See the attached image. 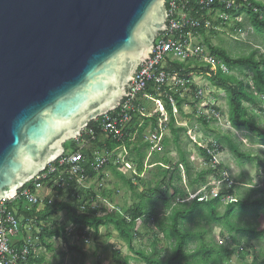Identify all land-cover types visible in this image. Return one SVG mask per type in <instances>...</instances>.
Wrapping results in <instances>:
<instances>
[{"label":"water","instance_id":"95a60500","mask_svg":"<svg viewBox=\"0 0 264 264\" xmlns=\"http://www.w3.org/2000/svg\"><path fill=\"white\" fill-rule=\"evenodd\" d=\"M166 0H0V201L128 98Z\"/></svg>","mask_w":264,"mask_h":264},{"label":"rangeland","instance_id":"374dc122","mask_svg":"<svg viewBox=\"0 0 264 264\" xmlns=\"http://www.w3.org/2000/svg\"><path fill=\"white\" fill-rule=\"evenodd\" d=\"M259 2L264 6V0ZM208 39L213 47L225 49L233 58L247 56L253 51L256 52L257 57L264 56V32L259 31L253 25L245 11L233 16L220 32L214 36L208 35ZM199 42L207 47L202 38L199 39ZM232 75L239 80L251 82L252 75L247 71H244V73L235 71ZM245 76L248 78L245 79ZM196 81L199 86L204 82L199 78ZM210 89L214 90L213 87ZM216 91L214 95L215 105L220 108L226 120L223 123L225 126H221L219 123H211V121H206V124L209 125L204 126L203 116L197 113L193 107V100L189 98L180 97L183 113H180L177 108L173 113L176 128L185 129L179 135L180 148L189 163L188 173H186L184 165L180 162V155L174 146L173 137L168 127H166L169 122V115L164 110L165 101L148 93L139 101L144 116L160 115L157 128L153 129L149 122L142 136L135 135L132 138V144L128 151L119 148L115 154L108 153L111 157L109 165L92 178L83 176L80 186L75 187V192L86 199L87 206L90 205L91 208L97 210L112 211V208L115 207L116 210L127 213L136 206L142 208L144 215L137 221L134 231L133 246L135 250H143L150 254L157 235V256L161 260L168 258L172 253L174 242L163 237L154 225L153 218L157 217L159 222L166 227L169 224L172 212L175 209L188 206L200 194L198 190L208 186L209 180H212L210 177L208 182L199 183L193 187V180L198 174L205 171L209 164L200 155V151L206 149L199 145L193 147L190 144V133L205 137L208 143H215L216 135L221 137L228 135L239 145L242 153L249 154L251 162L244 159L239 160L232 155L226 146L221 145L215 156L220 165L226 170H220L217 178L222 179H216L221 181H218L219 186L217 187L227 189L229 185L224 183L230 179L229 181L233 183L231 186L236 199L249 204L245 210L236 209L233 222L237 227L255 228L257 232L264 231V208L261 206H257L255 209L251 207L258 200L262 199L264 201V138H258L244 130H234L228 123L229 105L226 94L219 89ZM244 106L247 108L249 115L264 131V99L257 106H251L247 103ZM195 113L197 114L195 115ZM140 124H142L141 121ZM152 135L157 136L154 143L151 142ZM74 141L78 142V144H74V148L78 146V150H81L82 153L94 152L102 156L106 154L103 149L91 144L81 147L82 138L80 137ZM100 141L104 142V139L101 138ZM69 152L70 150L67 151V153ZM139 159H142V169L138 167L137 162ZM176 167L177 170H174ZM168 170L169 173H167ZM119 174H122L125 180H130L134 189L128 186ZM56 184L57 182H55ZM69 191L66 189L64 197L59 198L52 187L43 185L42 191L38 193L39 202L41 203L39 209H43L46 202L55 205L60 201H69ZM143 194L144 197H141ZM24 206L28 207L25 204ZM225 207V204H223L218 208L220 216L224 214ZM147 220L150 221L147 223ZM53 221L67 222L65 212L54 215ZM184 229L203 230L206 241L224 246L228 250H234V255L225 264H252L254 258H258L257 264H264V235L251 236L248 234L241 237L236 235L235 241L233 239L232 241V237L220 225L211 224L208 221L204 209L195 215L192 220L185 223ZM37 230L39 231L35 227L32 229L33 237L37 236ZM68 240L69 245L76 246L84 254L83 264H115L112 260L113 252H118L122 259H128L129 264H145L119 239L117 232L112 227L101 228L99 234L93 237L84 233L81 234L79 231L78 234L68 237ZM195 245H190V250H193ZM56 246L60 247L61 243H56ZM242 248L246 254L245 259H241L238 255ZM61 254L59 248H56L52 253L47 251L41 253L45 257L43 264H80L81 258L78 253L65 252L67 255L63 258L60 257Z\"/></svg>","mask_w":264,"mask_h":264},{"label":"trees","instance_id":"16d2710c","mask_svg":"<svg viewBox=\"0 0 264 264\" xmlns=\"http://www.w3.org/2000/svg\"><path fill=\"white\" fill-rule=\"evenodd\" d=\"M242 0H240L241 3ZM250 5H245L241 10L231 11L229 14L233 17L239 12L245 11L253 25L261 32H264V6L259 2L260 0H248ZM253 8L259 10V13H255ZM262 16V18H261ZM228 23V22H227ZM226 23V24H227ZM226 24L224 26H226ZM196 33L202 36L203 43L207 46L211 55L215 56L232 71H239L244 73L247 71L252 74V84L245 80H239L234 75H223L218 69H212L209 66L200 65L198 63H174L172 66L168 67L166 70L168 72H179L182 77L188 76H201L208 80V82L215 88L222 90L226 94L227 103L229 105V116L228 120L231 127L236 130H244L248 133L255 135L258 138H264V131L258 126L256 121L249 115L247 108L244 106L245 103L251 106H257L264 99V56L257 57L256 52L253 51L247 56H240L237 58L231 57L225 49L220 47H213L208 39V35H216L217 32L209 31L206 32L203 29L197 30ZM194 68H191V66ZM248 77L245 76V79ZM153 94L158 97L157 92H155L151 87L148 88L146 94ZM174 99L177 102V110L180 113L182 112V100L176 94L173 95ZM141 96L135 102V108H141L140 101ZM160 98V97H159ZM164 99L165 106L164 110L166 114L169 115V122L166 127L170 130V133L173 137V143L180 155V162L184 165L186 173L189 172V163L185 159V155L180 148V135L179 133L185 131L184 128L177 129L175 124L176 121L173 117L172 107L170 102L166 97H161ZM196 102L193 103V107H196ZM133 112V118L128 127L125 129V139L121 142L115 141L113 139H105L99 130V125L97 122L89 123L87 130H94L95 140L91 142V145L97 146L100 149H103L106 153L115 154L119 148H124L126 151L130 148L132 144V138L135 135L142 136L147 124L150 122L153 129L157 128V125L160 121V115L146 117L140 111ZM140 121L142 124H140ZM209 122L205 117L202 118L204 126ZM82 132L80 138H85L90 140L91 137H88ZM104 139V142L100 140ZM215 143L221 147V145L226 146L229 151L237 159H244L251 162L249 154L242 153L239 149V145L233 141V139L226 136H215ZM78 142L70 141L64 145V155L67 154V151H81L78 150V146L74 148V144ZM90 145V144H89ZM211 149L212 146H211ZM139 151L138 149L136 150ZM222 151V150H220ZM85 159V175L84 177L90 176L91 178L96 175L95 172L90 167V164L93 162V153L92 152H83ZM82 153V154H83ZM208 154L206 150H201L200 155L204 161L209 164V167L197 175L193 180L192 184L195 187L199 183L208 182L210 177L215 179L217 178L220 170H226L220 164L215 168L211 167V163L214 160V155ZM115 161V160H114ZM117 161V158H116ZM110 163V162H109ZM108 163V165H109ZM138 167L142 169V159L138 160ZM107 165V166H108ZM177 170V167L174 168ZM47 171V170H46ZM169 173V170L167 171ZM175 174V172H174ZM120 177L125 180V177L122 174H119ZM173 179V178H171ZM230 180V179H229ZM227 180V181H229ZM128 186L134 189L132 182L130 180H125ZM55 182L57 184L55 185ZM43 185L52 187L53 191L59 198H63L66 189L70 190L68 197L69 201H60L54 206L52 203L46 202L42 210L39 209V205L32 206L30 208L25 207L21 202L16 203L14 208L17 211L18 217L26 220H35L39 233L37 238L39 239V246L45 247L47 252H54L55 246L51 244L50 241L54 238H60L63 241L66 250L71 252H76L80 255L81 261L80 264H83L84 254L76 247L68 244V237L65 235L64 226H59L57 221H53L54 215L59 212H65L66 218L68 221L77 226L78 231H83L85 233L86 229H92L95 232V235H98L101 228L112 227L118 234V237L123 241L128 249L134 253L137 258L145 264H225L230 261L231 257L234 255V250H228L224 246H218L214 242L206 241L205 234L202 231H193L185 230L184 225L188 221L192 220L195 215H197L202 209L206 211V216L208 221L211 224H217L222 227V229L227 232L231 238L235 241V236H245V235H264V231L257 232L255 228H242L237 227L233 222V216L236 209L245 210L249 206L248 203L240 202L239 200L235 204L225 205V212L222 216L218 214V208L223 205L221 198H217L210 202H198L194 199L188 206H183L182 208L175 209L170 218L169 224L164 227V224L159 222L157 217L153 218L154 225L162 233L163 237L166 240H172L174 246L172 249L171 255L165 260H161L157 256V240L158 236H155V243L153 244V249L150 254L146 253L143 250H135L133 246L134 241V231L137 226V221L144 215L143 210L140 206H136L132 211L127 213H119L117 211H108L106 209L97 210L96 208H91L90 205L87 206L86 199L82 197L79 193L75 192V187L78 185L75 180L69 181L65 178L63 181H59V174L50 176L47 180L41 182ZM228 182L224 183L227 185ZM27 185L24 186L27 187ZM231 195L235 196L233 187L229 189H223L220 196ZM144 197V194L141 196ZM261 206L264 208V201L258 200L252 204V208ZM84 209L83 214H79L80 209ZM256 213V212H255ZM99 215V216H98ZM129 220H127L126 218ZM150 220H147V223ZM164 227V228H163ZM87 235V234H85ZM232 240V241H233ZM195 245L193 250H190V245ZM23 244L19 242L17 248L21 247ZM34 249H31L32 254ZM62 256L67 254L62 253ZM238 255L241 259H245L246 254L243 251V248L238 252ZM112 260L115 264H129L128 259H122L121 255L118 252L112 253ZM37 264L44 263V257L41 256L40 259H34ZM258 258H254L252 264H257Z\"/></svg>","mask_w":264,"mask_h":264},{"label":"built area","instance_id":"2783aa9c","mask_svg":"<svg viewBox=\"0 0 264 264\" xmlns=\"http://www.w3.org/2000/svg\"><path fill=\"white\" fill-rule=\"evenodd\" d=\"M165 3L168 5L167 16L169 21H166L167 29L155 40L151 61L147 65L142 64L135 73L129 88L128 98L111 114L95 120L105 139H113L118 142L125 139V129L132 121V114L136 110L135 102L140 96L146 95L149 87L157 92L158 97L168 99L173 113L177 108V102L173 97L176 94L196 102L197 113L211 123H219L221 126H225L223 123L226 120L220 108L215 105L214 95L217 88L213 87L204 77L191 75L186 78L182 77L179 72H168L166 69L174 63H198L212 69H218L223 75H232L236 70H230L224 62L211 55L208 48L199 42L202 36L198 35L196 31L203 29L206 32H220L232 18L229 12L241 10L250 3L248 0H242L241 3L240 0H166ZM253 11L259 13L256 8H253ZM191 68L194 66L192 65ZM198 78L204 81L200 84L201 86L196 81ZM249 83L252 84V82ZM212 87L214 88L213 91L210 89ZM136 111L143 113V109ZM163 126L165 127V125ZM84 132L91 139L82 138V147L95 140L94 130H85ZM155 140H157V136L152 135L151 142L154 143ZM190 140L193 147L202 146L208 154L216 153L220 148L216 143H208L205 137H200L196 133H190ZM110 158L108 153L103 156L94 153L93 162L90 164L93 172H101L110 162ZM85 162L81 151H71L62 155L57 162L48 166L47 171L29 182L27 187L22 188L14 198L0 201V264H37L34 259L47 251L45 247L39 246V239L33 237L32 229L37 228L36 221L26 220L25 222L23 218L18 217L17 211L12 205L19 202L29 207L41 204L37 190L43 186L41 182L52 175L59 174V181H63L65 178L69 181L75 180L80 186L85 175ZM219 164V160L214 155L211 167H217ZM211 179L208 186L198 190L200 194L195 198L198 202H210L221 198V202L225 205L237 203L238 200L235 196H220L223 189L217 186L221 181L213 177ZM226 182L229 185L227 189L231 188L232 181ZM112 211L121 213L115 207L112 208ZM79 214H83L82 208L79 210ZM57 223L59 226H64L67 237L79 232L77 226L68 220L65 223L60 221ZM80 233L83 234L84 232L80 231ZM84 234L93 237L95 232L92 229H86ZM19 242H22L23 245L17 248ZM50 243L54 244L55 249L59 248L62 252H67L62 239L54 238ZM56 243H61V246L57 247ZM34 248L32 254L31 249Z\"/></svg>","mask_w":264,"mask_h":264},{"label":"crops","instance_id":"0c3cea01","mask_svg":"<svg viewBox=\"0 0 264 264\" xmlns=\"http://www.w3.org/2000/svg\"><path fill=\"white\" fill-rule=\"evenodd\" d=\"M82 147V146H81ZM32 186V185H31ZM42 191V187L39 189V190H37V193H39V192H41ZM40 210H42V208H40ZM66 220H67V218H66ZM22 239V238H21ZM60 251H61V249H60ZM67 251V250H66ZM62 252V251H61ZM68 252V251H67ZM66 252V253H67ZM52 253V252H51ZM62 253H65V252H62ZM41 256L42 257H44L43 255H39V257L37 258V259H40L41 258ZM60 257L61 258H63L64 256H62V255H60ZM44 261H45V257H44Z\"/></svg>","mask_w":264,"mask_h":264},{"label":"bare ground","instance_id":"6f19581e","mask_svg":"<svg viewBox=\"0 0 264 264\" xmlns=\"http://www.w3.org/2000/svg\"><path fill=\"white\" fill-rule=\"evenodd\" d=\"M111 114V113H110ZM64 155V154H63ZM57 162V161H56ZM136 162V161H135ZM27 185V184H26ZM24 188V187H23Z\"/></svg>","mask_w":264,"mask_h":264},{"label":"flooded vegetation","instance_id":"af4514ba","mask_svg":"<svg viewBox=\"0 0 264 264\" xmlns=\"http://www.w3.org/2000/svg\"><path fill=\"white\" fill-rule=\"evenodd\" d=\"M157 39V38H156Z\"/></svg>","mask_w":264,"mask_h":264}]
</instances>
